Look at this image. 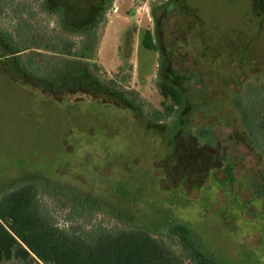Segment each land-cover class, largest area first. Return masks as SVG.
Instances as JSON below:
<instances>
[{"label": "rangeland", "instance_id": "rangeland-1", "mask_svg": "<svg viewBox=\"0 0 264 264\" xmlns=\"http://www.w3.org/2000/svg\"><path fill=\"white\" fill-rule=\"evenodd\" d=\"M0 2V190L50 185L63 195L41 202L59 228H88L64 218L69 194L92 206V223L185 224L220 262L264 264V152L251 137L264 108V0ZM22 20L28 40L15 34ZM146 31L155 50L142 46ZM60 34L76 41L71 52ZM33 52L59 60L49 68L65 72L61 92L22 72L18 58ZM161 80L188 102L176 133L95 83L136 91L150 111Z\"/></svg>", "mask_w": 264, "mask_h": 264}, {"label": "trees", "instance_id": "trees-1", "mask_svg": "<svg viewBox=\"0 0 264 264\" xmlns=\"http://www.w3.org/2000/svg\"><path fill=\"white\" fill-rule=\"evenodd\" d=\"M56 15L63 18L61 8L56 9ZM99 23L100 20L85 29L91 31ZM31 27L25 20L19 21L15 34L28 40L25 35L30 33ZM79 31L73 32L77 35ZM72 38V35L65 34L56 37L62 52L69 53L77 46ZM87 42L88 38L81 45ZM142 46L155 50L150 31L144 33ZM50 60L59 61L33 52L18 58L17 62L30 80L47 84L53 93H58L65 87V72L54 66L50 69ZM108 82L95 83L103 91L119 94L120 100L141 114L145 123H171L173 133L180 129L184 115H187L188 102L183 91L175 85L165 80L157 82L158 92L163 98L161 109L144 111L145 101L136 91L118 92L114 83ZM243 114L249 127L248 114ZM258 116V126L252 128L251 137L264 152V108ZM200 135L210 137L211 134L202 132ZM261 180L264 183V170ZM54 193L62 194L36 179H25L11 188L0 190V264H225L204 252L197 236L185 224H173L162 232L131 226L126 222L120 225L92 223L93 213L89 209L92 206L69 194L65 195L69 201L63 207L64 218L71 223L86 222L88 228H59L52 212L41 202L43 197L55 200Z\"/></svg>", "mask_w": 264, "mask_h": 264}, {"label": "flooded vegetation", "instance_id": "flooded-vegetation-1", "mask_svg": "<svg viewBox=\"0 0 264 264\" xmlns=\"http://www.w3.org/2000/svg\"><path fill=\"white\" fill-rule=\"evenodd\" d=\"M176 1V0H175ZM171 7V6H170Z\"/></svg>", "mask_w": 264, "mask_h": 264}]
</instances>
